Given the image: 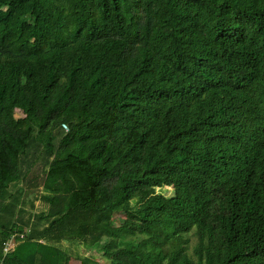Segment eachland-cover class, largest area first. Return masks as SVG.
Here are the masks:
<instances>
[{
  "label": "trees",
  "instance_id": "trees-1",
  "mask_svg": "<svg viewBox=\"0 0 264 264\" xmlns=\"http://www.w3.org/2000/svg\"><path fill=\"white\" fill-rule=\"evenodd\" d=\"M38 154L61 211L26 236L6 212ZM36 240L264 264V0H0V264H63Z\"/></svg>",
  "mask_w": 264,
  "mask_h": 264
},
{
  "label": "rangeland",
  "instance_id": "rangeland-1",
  "mask_svg": "<svg viewBox=\"0 0 264 264\" xmlns=\"http://www.w3.org/2000/svg\"><path fill=\"white\" fill-rule=\"evenodd\" d=\"M12 112L14 118L16 119H20L25 116L24 109L20 107H15ZM38 155L40 158L32 164L30 169H27V167L24 166V173H26L25 178L15 188L14 198L11 199L8 206V212H6L7 218H10L11 216V222L20 226L26 236L30 233L32 228L35 231L42 230L46 226V222H48V217L56 215L57 211H61L59 207L54 205L52 206L48 202L49 197L46 194L48 192L45 193L42 191V179L43 174L46 171L47 164L44 160H41V157L43 156L40 154ZM160 191L167 194L170 192V190L166 188H163V190ZM112 223L115 226L125 227L135 232L137 235L140 234V226L134 222L128 221L122 213L115 215L112 218ZM189 237L190 246H192L194 244V239L191 234H189ZM53 245L64 255L65 259H63V264H107L100 253L94 250L87 251L81 245L75 243L68 244L64 242ZM47 253L50 254V252ZM40 264L52 263L41 261Z\"/></svg>",
  "mask_w": 264,
  "mask_h": 264
},
{
  "label": "built area",
  "instance_id": "built-area-1",
  "mask_svg": "<svg viewBox=\"0 0 264 264\" xmlns=\"http://www.w3.org/2000/svg\"><path fill=\"white\" fill-rule=\"evenodd\" d=\"M66 129V126H63ZM20 240L24 239L23 235L19 236ZM17 241H15V236H12L9 241L7 242V244L4 247V253L9 252L10 250H12L16 245H17Z\"/></svg>",
  "mask_w": 264,
  "mask_h": 264
},
{
  "label": "crops",
  "instance_id": "crops-1",
  "mask_svg": "<svg viewBox=\"0 0 264 264\" xmlns=\"http://www.w3.org/2000/svg\"><path fill=\"white\" fill-rule=\"evenodd\" d=\"M36 242H38L39 244H41V246H46V245H48L49 247H52V248H55V249L58 250V248H57V247H54V245H53V244L56 245L57 243H49V242H45V241H42V240H36ZM64 243H67V242H64ZM38 257H39V256H38ZM44 258H45L44 256H42L41 259L38 258L36 264H40L41 261H44ZM64 259H65V257H64ZM46 262H48V261H46Z\"/></svg>",
  "mask_w": 264,
  "mask_h": 264
}]
</instances>
